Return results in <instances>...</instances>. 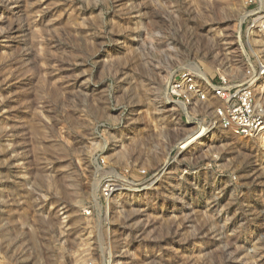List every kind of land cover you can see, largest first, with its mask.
Masks as SVG:
<instances>
[{
	"label": "rangeland",
	"instance_id": "obj_1",
	"mask_svg": "<svg viewBox=\"0 0 264 264\" xmlns=\"http://www.w3.org/2000/svg\"><path fill=\"white\" fill-rule=\"evenodd\" d=\"M258 59L264 0H0V264H264V136L168 93Z\"/></svg>",
	"mask_w": 264,
	"mask_h": 264
},
{
	"label": "built area",
	"instance_id": "obj_2",
	"mask_svg": "<svg viewBox=\"0 0 264 264\" xmlns=\"http://www.w3.org/2000/svg\"><path fill=\"white\" fill-rule=\"evenodd\" d=\"M219 77V82L215 83L200 80L194 72L184 70L170 80L169 96L185 105L201 103L207 121L198 134H214L221 129L248 137L264 136V109L257 103V88L264 78V61L258 59L256 69L250 68L243 81ZM113 190V184H108L104 189L105 197H110Z\"/></svg>",
	"mask_w": 264,
	"mask_h": 264
},
{
	"label": "bare ground",
	"instance_id": "obj_3",
	"mask_svg": "<svg viewBox=\"0 0 264 264\" xmlns=\"http://www.w3.org/2000/svg\"><path fill=\"white\" fill-rule=\"evenodd\" d=\"M202 134H203V133L199 134V136H198V137H200ZM197 135H198V134H197Z\"/></svg>",
	"mask_w": 264,
	"mask_h": 264
}]
</instances>
